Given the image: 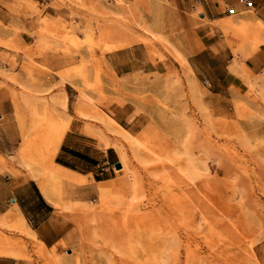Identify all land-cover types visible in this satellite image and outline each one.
<instances>
[{"label":"rangeland","instance_id":"374dc122","mask_svg":"<svg viewBox=\"0 0 264 264\" xmlns=\"http://www.w3.org/2000/svg\"><path fill=\"white\" fill-rule=\"evenodd\" d=\"M39 6L28 3L21 11L13 5L0 15V192L10 196L13 190L28 203L32 190L19 183L31 177L41 191L51 176L43 161L60 134L53 166L77 176L55 184L63 206L45 197L59 218L58 243L46 248L26 235L15 205L16 212L0 215V257L23 264H264V70L254 74L238 64L264 44V22L253 14L215 23L234 54L229 70L236 77L225 85L191 70L181 47L187 25L178 0H54L60 11L54 21L41 18ZM20 17L37 26H13ZM44 39L52 46L42 48ZM63 93L66 106L55 104ZM28 101L35 110L21 126L15 103L26 108ZM73 119L95 144L110 148L99 166L79 163L93 170L90 179L55 160ZM24 135L35 147L38 168L20 162ZM138 136L174 158L189 149L208 173L200 185L226 190L224 207L202 193L196 211L182 209V185L172 176L161 180ZM120 159L131 183L109 207L98 187L120 180ZM7 174L24 178L17 183ZM194 187L188 181L182 188L191 193ZM27 207L33 213L34 205ZM212 225L234 229L235 236L224 238ZM148 226L163 232V249L145 254L143 262L128 237Z\"/></svg>","mask_w":264,"mask_h":264},{"label":"crops","instance_id":"0c3cea01","mask_svg":"<svg viewBox=\"0 0 264 264\" xmlns=\"http://www.w3.org/2000/svg\"><path fill=\"white\" fill-rule=\"evenodd\" d=\"M28 3H38L40 5L37 9L42 14L41 18L53 21L60 18V11L54 9V0H0V15L8 14V9L13 8V5L17 9L20 7L26 9V4ZM178 4L181 18L185 19L187 25L181 47L185 54L188 53L187 61L191 70L195 75L208 77L211 83L223 82L225 85L228 84L233 79L232 77H236L229 70V66L234 61V54L227 40L218 38L221 30L215 23L223 21L226 17H232L237 20L248 16L252 17L253 14L257 19L264 22V0H178ZM19 10L22 11L21 8ZM194 13H198L199 20L193 16ZM12 24L13 26L24 27L26 29L33 24L37 26V23H34V21H27L22 17H20L18 22L14 21ZM247 49L250 50V46ZM133 50L135 51V49ZM238 64L239 66H245L254 74H260L264 70V44L258 49L251 51ZM217 75L222 76V78L216 79ZM81 127H84V124L76 122L75 119L72 120L70 129L55 160L60 165L81 173L90 179L91 177H95L93 170H85V167H79V163L81 162L84 165L90 166V168L99 166V159H105L110 148H103L95 144V138L83 132V128ZM86 148L92 149L100 155V158L93 155ZM4 177L17 180V183L24 178L23 176H12L10 174ZM19 185L24 188L27 187L28 192L32 190L31 200L27 203L26 200L20 197H14L12 195L14 193L13 190L10 192V196L0 192V215L8 211L16 212L18 208L24 215L28 225L33 226V230L36 231L45 247L51 248L59 241L57 230L59 218L54 215L56 213L54 206L46 200L38 187L37 181L32 177L19 183ZM27 205H34L33 213H29ZM0 264L23 263L13 258L0 257Z\"/></svg>","mask_w":264,"mask_h":264},{"label":"bare ground","instance_id":"6f19581e","mask_svg":"<svg viewBox=\"0 0 264 264\" xmlns=\"http://www.w3.org/2000/svg\"><path fill=\"white\" fill-rule=\"evenodd\" d=\"M50 46H52V42L49 39H44L42 41V48L46 49ZM232 70H233V68H232ZM67 100H68L67 93H63L62 96L56 97L53 100V102L55 104H61L63 101V105L66 106ZM15 106H16L15 108L17 109V113H18L17 118L19 119L20 125L23 126L25 124L26 117L30 113H34L35 103L28 101L26 103V108H23L20 105V103L16 102ZM111 125H113V124L111 123ZM153 133H151V134H153ZM26 137L27 136L24 135L22 143H21V147L19 148V151H18V157L20 159V162L27 167H31V166H35V165L37 166L39 164V160L36 158V155L34 154L35 147L33 146V144L28 143ZM61 139H62V136L60 134L58 140L53 143L52 153L49 155V157L46 159V161L45 160L43 161L45 163L44 166L47 167L48 170H50L51 176H50V179L48 180V183L41 182V187H40L41 193L44 195V197H46L47 200H49L51 203H53L56 206H63V202H62V198H61V192H59V190H57L55 188V187H57L55 184L60 182V181L69 180V179L74 178V176H77L74 173H72L68 170H65L62 167H54L53 166L52 158L54 157L55 152L60 145ZM135 141L139 145L145 147L151 154H153L154 160L158 162V163L156 162V165L154 164L155 168L153 170H156L157 172H159L161 174V176H160L161 180H163L165 183H167L168 177L172 176L173 181L176 184L180 183L182 185L181 188L179 189V196H180L179 199L181 202V208L182 209L188 208V209H191L192 211H196L200 207L199 206V203L201 202L200 195H203V194L207 198L208 201H211L214 204H218V205L220 204V206H221L222 204H224L226 202V200L223 196V194H224L223 192H225L226 190L222 191V186L220 187V185H213V184L209 185L208 183L204 186L200 185V181L204 177H206V175H208V173H207L206 168L201 167L198 159L193 155V153H191V151H189V149L188 150H187V148L184 149L183 150L184 152H182V153L180 152L181 154L179 153V156L176 154L178 157H176V155H174L175 156V158H174L173 156L169 155L166 151H164L163 146H160L158 149H155V150L148 148L146 146V144L144 143L143 138H141L140 136L135 137ZM186 142H188V141H186ZM188 145H189V142H188ZM12 158H14V157H12ZM119 162L121 163V168L116 169V173L118 174V176H120V180L118 182H114L116 180L114 178L112 181H110V180L102 181L103 185L98 187V191L100 192L101 198H103L104 200L107 201V206H109V207L110 206L115 207L119 204V202L121 200V197H120L121 190L128 188L129 184L131 183L129 180L132 178V175L131 174H125L126 171L128 170V164L123 159H120ZM36 166H35V168H38ZM33 173H34V171H33ZM188 181H190V182H192V184H194V186H195L194 192L190 193L188 191L186 192L183 190L182 187H185L187 185ZM225 194H226V192H225ZM201 198H204V197L202 196ZM218 205H216V206H218ZM216 208L212 207V209H216ZM219 209L223 210V212H224V209L222 207ZM215 211L217 212V210H215ZM200 212H201V210L199 211V213ZM216 212H214V214ZM223 212H222V214H223ZM100 214H101V212L99 211L97 216L99 217ZM218 214L221 215L220 213H218ZM215 216H217V214ZM219 217L217 216L216 218H219ZM16 218L20 223L22 231L26 235L30 236V238H32V240H34L36 242H42L39 239L36 231L29 227V225L26 222L24 215L22 214V212L19 209H18V213H17ZM224 218H225V216L223 217V219ZM228 218H230V221L231 220L234 221L233 218L231 219L230 215H228ZM228 220L229 219H227V221ZM143 222L147 223L148 221H146V218H143ZM235 224H238V223H235ZM231 226L234 227L233 225H231ZM213 227L224 238L231 239L233 236H235V234H234L235 230L234 229H229L227 227H221V228H218L215 226H213ZM238 227H240V226H238ZM238 227H237V229H238ZM148 228H149V226L140 232H135L132 229V232L130 233V237H128L129 238L128 243H129V247H130L132 253L136 256V258H138V260H141L143 262L148 260V258H147V260L143 259L145 254L154 255L155 253L160 252L163 249V241H164L163 236H162L163 232L160 230H157V229H148ZM144 252H146V253H144Z\"/></svg>","mask_w":264,"mask_h":264},{"label":"water","instance_id":"95a60500","mask_svg":"<svg viewBox=\"0 0 264 264\" xmlns=\"http://www.w3.org/2000/svg\"><path fill=\"white\" fill-rule=\"evenodd\" d=\"M115 167H116L117 169H120V168H121V163H120V162H117V163L115 164Z\"/></svg>","mask_w":264,"mask_h":264}]
</instances>
